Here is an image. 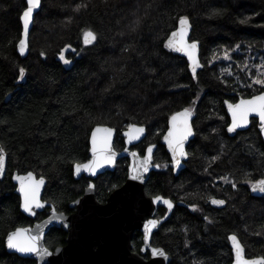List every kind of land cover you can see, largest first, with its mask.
<instances>
[{"label": "trees", "instance_id": "obj_1", "mask_svg": "<svg viewBox=\"0 0 264 264\" xmlns=\"http://www.w3.org/2000/svg\"><path fill=\"white\" fill-rule=\"evenodd\" d=\"M24 7V0H0V147L6 157L0 264H34L8 253L4 239L46 215L31 220L21 213L14 171L43 177V200L69 214L89 182L75 179L73 166L89 158L94 126L115 129L116 150L123 148L120 134L129 125L145 126L146 137L135 148L142 154L155 144L154 160L161 164L168 161L162 144L168 120L185 108L194 114L185 168L177 175L171 169L151 172L145 184L148 196L162 195L175 204L152 244L165 251L169 264H230L227 236L235 234L246 257L264 258V197L248 191L249 182L264 179V144L255 120L228 135L223 105L264 91L252 83L264 79V0H41L28 54L21 58L16 45ZM181 17L189 19L191 40L200 45L196 77L184 58L165 47ZM86 30L97 34L88 46L82 43ZM67 45L75 49L64 52L69 67L59 58ZM127 165L120 159L113 172L93 181L97 201L105 202L124 184ZM225 176L231 184L216 182ZM210 198L225 204L214 207ZM194 205L198 209L190 210ZM65 235L61 228L50 229L45 246L63 244Z\"/></svg>", "mask_w": 264, "mask_h": 264}, {"label": "water", "instance_id": "obj_2", "mask_svg": "<svg viewBox=\"0 0 264 264\" xmlns=\"http://www.w3.org/2000/svg\"><path fill=\"white\" fill-rule=\"evenodd\" d=\"M25 7L20 14V39L23 38V21L21 19L23 11L26 9L27 4L26 0H24ZM41 7V4H40ZM34 10L33 18L29 24V32L27 36V48L25 53L21 55L19 51V41L16 45V51L21 58H25L28 54V43L29 36L32 30L34 19L37 13L40 10ZM187 33L185 35V40L188 44L196 43L197 47L194 50V56L199 64L196 69L195 76L192 73L193 62L189 60L187 54L185 52H178L173 49H169L177 56L184 58L187 63V68L192 77H196L197 73L201 69L202 65L200 62V45L199 42L195 40H191V31L192 26L187 18ZM180 28L179 21L177 23L176 28L173 31H177ZM171 32L166 38L165 44L167 43L168 38L170 37ZM82 43H83V35H82ZM83 45H85L83 43ZM91 45V44H89ZM88 46V45H85ZM260 94V93H259ZM256 94V95H259ZM249 98H239L236 102L231 103L229 101H224V109L229 118V125L232 123V115L228 108L229 104H236L240 101V99H250ZM182 110L178 111L181 112ZM177 113V112H176ZM175 114V113H174ZM173 114V115H174ZM172 116V115H171ZM170 116V118H171ZM170 118L168 120L167 130L163 136V144L166 147L170 157H171V167L177 171L182 165L177 166L173 162V154L170 148L168 147V142L165 140V137L168 134V130L171 127ZM192 119L193 114L189 119V124L192 129ZM255 119L258 122V132L264 144V132L261 131L259 116L256 113L249 114L248 123L243 125L242 127L237 128V131H243L248 129L250 126V121ZM137 127H143L144 133L140 134L139 139H129V133L131 132L133 136L137 135L134 131H132L129 127L122 131L120 137L123 141V148L121 150H116L114 147V142L116 139V131L114 128L107 125H96L92 128L88 138V155L89 158L80 163L81 165L87 164L90 160L93 159L92 154V134L96 128L102 129H111L110 136V148L111 151L115 153L114 162L112 164H104L103 167H99L96 169L95 174L93 175L91 172L86 170H81L79 174L76 173L75 165L73 166V177L75 179H79L84 176L89 180L87 186L85 187L83 194L81 197L74 200L69 207L74 211L71 214H65L61 212H57L55 207L45 200H43V190L46 185V181L43 177H37L33 172V177L35 180H40L43 178L44 183L40 186L38 192V200L43 205L41 208L33 207L31 212L25 211L22 207L23 204V196L19 191L20 182L15 178L16 176H27V173L20 174L17 171H14L11 176V181L15 185L14 193L20 198V206L19 209L22 214L29 218H34L36 212H41L43 209H48V215L41 221L35 222L32 226L17 228V229H28L32 235L40 234L41 238L39 240V247L41 249H47L50 255H37L35 253H22L17 251L16 249H11L7 245L8 235L17 229L10 231L6 234L4 239L5 250L8 253L15 254L22 258H27L33 260L35 264H169V256L165 253L162 248H153L150 246L151 236L160 228V226L169 219L173 208H168L166 204H164V200H169L163 198L162 196H148L145 192V184L149 178L151 172H156L159 170V166L154 163L153 154L156 148V145L153 146L152 160L150 165L148 166L147 171H143L141 167L143 160L147 156V148L144 151V154L141 155L136 149H133L137 145H139L144 138L146 137V127L143 125H136ZM230 134L232 132L228 131ZM105 135V133H97V137ZM192 135L184 141V151L185 146L191 140ZM135 153V155H133ZM186 156L180 158L181 160L185 159ZM120 159H126L128 161L127 165V176L125 182L122 186L115 189L113 192L109 194L106 201L101 203L97 201L95 197V185L93 181L100 175L106 172H113L115 170L116 164ZM6 173V157L3 165V170L0 171V179L5 176ZM133 176H140V179H132ZM92 185L93 187H89ZM250 193L255 197H263L264 193L259 191H253L252 187H250ZM156 197H161L160 200H156ZM160 207L166 209V213L161 218H156V213ZM55 209V212L53 211ZM53 216L59 217L58 219H53ZM149 220L158 221L156 227L151 228L150 231L146 233L145 225ZM52 228H61L67 232V238L65 239V245L58 246L53 250H50L45 246V236ZM135 232H140L143 235V246L141 251L145 252L149 251L150 258L147 261H144L142 257L138 253L132 252V244L131 241L133 239V235ZM232 235V234H231ZM228 236L229 247L232 254V262L230 264H234L235 262V252L232 247V242ZM239 240V239H238ZM240 242V241H239ZM241 243V242H240ZM242 245V244H241ZM243 246V245H242ZM158 249L162 250L165 253V256H153L152 250ZM244 249V247H243ZM243 256L245 259H257L256 258H247L245 255V249L243 252Z\"/></svg>", "mask_w": 264, "mask_h": 264}, {"label": "snow or ice", "instance_id": "obj_3", "mask_svg": "<svg viewBox=\"0 0 264 264\" xmlns=\"http://www.w3.org/2000/svg\"><path fill=\"white\" fill-rule=\"evenodd\" d=\"M27 7L22 13V21H23V38L19 41V51L21 55L25 53L27 48V36L29 32V24L33 18V13L35 9H38L41 4V0H26ZM82 5H77V10ZM180 28L177 31H172L170 37L165 44L166 48L173 49L178 52H185L189 58L193 62L192 73L195 76L196 69L199 66L195 56L194 50L196 49V43L188 44L185 40V35L187 33V17H181L179 19ZM97 41V34L92 30H86L83 32V43L85 45L93 44ZM71 49V45H67L64 49L61 50L60 60H62L65 64H69L71 61L66 59L64 52ZM73 52L75 49H71ZM44 55V53H41ZM225 59H230L228 53L225 52ZM264 67V65H262ZM25 69L21 67L19 69V77L20 79L24 78ZM264 75V74H261ZM255 85L264 86V79L254 78L252 81ZM251 86V85H249ZM228 108L232 115V123L228 127L229 132H235L237 128L242 127L248 123V117L251 113H256L259 116L261 131L264 132V91H261L259 95H254L250 99H240V101L236 104H229ZM192 115L191 108H185L181 112H177L170 118L171 127L168 130V134L165 137V140L168 142V147L172 151L173 154V162L179 166L180 158L187 155L184 151V141L187 140L189 136L192 135V129L189 124V119ZM129 128L134 131L137 135L133 136L130 132L129 139H139L140 134L144 133L143 127H137L136 125H129ZM105 133V135L97 137V133ZM111 129H102L96 128L92 134V154L93 159L90 160L87 164H76L75 169L76 173L79 174L80 171L86 170L91 172L93 175L95 171L99 167H103L104 164H112L114 162L115 153L111 151L110 148V136ZM153 146H149L147 148V156L142 162L141 167L143 171L148 170V166L152 160ZM135 155V153L133 154ZM219 157H213V160L218 159ZM5 161L4 149L0 147V171L3 170V165ZM20 182L19 191L23 196V204L22 207L25 211L31 212L33 207L41 208L43 205L38 200V192L40 186L43 185L44 180L41 178L40 180H35L33 174L29 172L27 176H16L15 177ZM132 179H140V176H133ZM226 179V178H222ZM251 183L252 190L259 191L264 193V179L257 180ZM89 187H93L89 185ZM232 187H236V184H232ZM156 200H160L161 197H156ZM164 204L168 206L169 209L173 207V204L170 200H164ZM211 203L215 205H223L225 201L223 199H211ZM195 207V206H193ZM55 212V209H53ZM35 214V213H33ZM59 217L53 216V219H58ZM158 221L149 220L145 225L146 233L151 230V228L156 227ZM41 236L38 233L37 235H32V233L28 229H17L16 231L10 233L7 238V245L11 249H16L22 253H35L37 255H50L47 249H41L39 247V240ZM232 242V247L235 252V262L234 264H264V258L257 259H245L243 256V246L239 242L237 236L235 234L231 235L229 238ZM153 256H165V253L162 250L153 249Z\"/></svg>", "mask_w": 264, "mask_h": 264}, {"label": "flooded vegetation", "instance_id": "obj_4", "mask_svg": "<svg viewBox=\"0 0 264 264\" xmlns=\"http://www.w3.org/2000/svg\"><path fill=\"white\" fill-rule=\"evenodd\" d=\"M238 100V99H237ZM236 100V101H237ZM235 101V102H236ZM231 103H234V102H231ZM226 113V112H225ZM192 114H193V112H192ZM227 115V114H226ZM193 118H194V114H193ZM229 119V118H228ZM252 120H255V119H252ZM251 120V121H252ZM251 121H250V124H251ZM256 121V120H255ZM192 123H193V119H192ZM256 124H257V130H258V122L256 121ZM228 125H229V122H228ZM228 125L226 126V128H225V130L227 129V127H228ZM249 128V127H248ZM192 129H193V124H192ZM167 130V129H166ZM166 132V131H165ZM235 132H237V130L235 131ZM235 132H232V133H228L227 132V130H226V133L228 134V135H233ZM165 134V133H164ZM164 136V135H163ZM193 136H194V131H193ZM193 136H192V138H193ZM192 138H191V140H192ZM190 140V141H191ZM189 141V142H190ZM189 142H188V144H189ZM142 143V142H141ZM140 143V144H141ZM162 144H163V137H162ZM188 144L185 146V152L187 153V146H188ZM151 145H155V144H151ZM138 146V145H137ZM136 146V147H137ZM149 146V145H148ZM163 147H164V151H165V153L167 154V156H168V161L167 162H164V163H161V164H159V163H157V165L159 166V170L158 171H160V170H164V169H171L172 170V172H173V174L174 175H177V174H179V172H181L185 167V163H186V161H187V158H188V153H187V155H186V158L185 159H183V160H181V162H180V165H182V167L181 168H179L177 171H175V169L174 168H172L171 167V157H170V155H169V153H168V151H167V149H166V147L164 146V144H163ZM147 148V147H146ZM146 148H144V150H143V153L141 154V155H143L144 154V151H145V149ZM133 149H136L135 147L133 148ZM137 150V149H136ZM155 150H156V148H155ZM138 151V150H137ZM139 152V151H138ZM154 153H155V151H154ZM140 154V153H139ZM153 159H154V154H153ZM154 163H155V160H154ZM156 164V163H155ZM223 178H226V179H222V177L221 178H219V180H217L216 182H218V181H220L221 182V184L222 185H226V184H231L232 183V181L227 177V176H225V177H223ZM250 187H251V183L248 185V191L250 192ZM233 189H235L234 187H233ZM251 194V193H250ZM160 196H162V195H160ZM163 198H166V199H169L170 201H171V199L170 198H168V197H164V196H162ZM253 197H255V196H253ZM264 197V196H263ZM263 197H256V198H263ZM20 199V198H19ZM211 199L212 198H210L209 200H208V203L210 204V205H212V206H214V207H217V208H219V207H222L223 205H215V204H212L211 203ZM172 202V201H171ZM173 203V202H172ZM178 203V205H184L183 203H181V202H177ZM174 204V203H173ZM19 206H20V204H19ZM174 206H175V204H174ZM195 207H193V206H191V207H189V209L190 210H192V211H194V210H197L198 209V207H197V205H194ZM174 209V208H173ZM72 210V212L74 211L73 209H71ZM43 211H46V215L41 219V220H43L47 215H48V209L46 208V209H43L41 212H43ZM41 212H36L35 213V216H34V218H30L31 220H34L35 219V217H36V214L37 213H41ZM71 212V213H72ZM159 212H161L162 213V215L161 216H157V214H159ZM71 213H69V214H71ZM166 213V209H164L163 207H160L159 209H158V211H157V213H156V218H161V217H163L164 216V214ZM29 218V217H28ZM205 219V218H204ZM41 220H35V221H33V223L30 225V226H32L35 222H39V221H41ZM25 227H28V226H25ZM18 228H23V227H18ZM17 229V228H16ZM15 230V229H14ZM63 230V229H62ZM13 231V230H12ZM64 231V230H63ZM65 232V239L67 238V232L66 231H64ZM231 235V234H230ZM233 235V234H232ZM153 236V235H152ZM152 236H151V241H150V246L151 247H153V248H161L160 246H156V245H154V244H152ZM229 236V235H228ZM228 236H227V241H228ZM65 239H64V242H63V244H61V245H59V246H62V245H65ZM133 239H135V246L133 245ZM133 239H132V241H131V244H132V252H134V253H138L141 257H142V259L144 260V261H147V260H149V258H150V255H149V251L148 250H146L145 252H142L141 251V249H142V246H143V235L140 233V232H135L134 233V235H133ZM228 245H229V242H228ZM56 247H58V246H55L54 248H56ZM53 248V249H54ZM53 249H50V250H53ZM232 255V254H231ZM248 258V257H247ZM250 258V257H249ZM256 258V257H255ZM33 261V260H32ZM34 262V261H33ZM232 262V261H231ZM34 264H35V262H34Z\"/></svg>", "mask_w": 264, "mask_h": 264}, {"label": "rangeland", "instance_id": "obj_5", "mask_svg": "<svg viewBox=\"0 0 264 264\" xmlns=\"http://www.w3.org/2000/svg\"><path fill=\"white\" fill-rule=\"evenodd\" d=\"M65 52H67V51H65ZM62 63H63V65H64L65 67H69V65H70V63H69V64H65L63 61H62Z\"/></svg>", "mask_w": 264, "mask_h": 264}]
</instances>
